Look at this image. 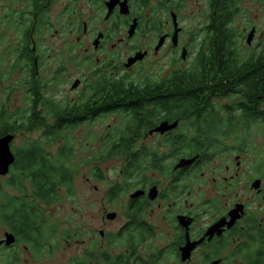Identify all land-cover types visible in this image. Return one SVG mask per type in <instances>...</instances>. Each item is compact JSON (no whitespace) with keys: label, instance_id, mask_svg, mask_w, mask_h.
Here are the masks:
<instances>
[{"label":"flooded vegetation","instance_id":"af4514ba","mask_svg":"<svg viewBox=\"0 0 264 264\" xmlns=\"http://www.w3.org/2000/svg\"><path fill=\"white\" fill-rule=\"evenodd\" d=\"M219 65L264 67V0H0V264H264V90ZM79 142L100 195L82 226L15 172L28 145L57 172Z\"/></svg>","mask_w":264,"mask_h":264},{"label":"trees","instance_id":"16d2710c","mask_svg":"<svg viewBox=\"0 0 264 264\" xmlns=\"http://www.w3.org/2000/svg\"><path fill=\"white\" fill-rule=\"evenodd\" d=\"M220 55V58H225L226 57V52H218ZM217 65H214L213 71H217ZM227 67L225 65H219V69H221L222 74L226 72L229 76L233 77H240L244 80H248L251 78L250 81H247L246 86L253 90H257L259 88H262L264 90V67H261L258 65L257 67H246L243 70H237L235 67L226 69ZM205 77V75H203ZM17 120H20L17 118ZM0 137L7 136L9 134L8 128H5L4 124V117L0 118ZM19 127H22V125H15V122H12L11 124V133H16L19 131ZM65 133H60L59 136H64ZM66 140H68V137L70 138L69 135L66 134L64 136ZM61 138V137H60ZM70 142V141H69ZM39 147L36 144L28 145L27 147H24L21 150H18V160H17V165H16V174H22V175H27L28 179L32 181L34 184L35 188H38L36 186V183L43 184L41 189L46 190L50 189L52 187V184L55 183L56 185L58 184L57 187L60 189L63 186H69L73 183L71 180V175L73 173L72 167L67 164V162L70 160H75L74 155H67L66 150L62 149L61 153L59 155V159L61 160L62 164H60L57 167V172L53 171V167L51 168V165H47L44 163L43 166H45L44 170H41L42 165L38 162V157H39ZM73 152V151H72ZM110 152H115V151H109ZM54 166V165H52ZM49 174V175H58V182L50 181L49 179H43L42 182H40V177L39 175L42 174ZM15 182L18 183V185L21 184V180L15 178ZM41 186V185H40ZM3 187H0L2 189ZM21 188V187H20Z\"/></svg>","mask_w":264,"mask_h":264},{"label":"rangeland","instance_id":"374dc122","mask_svg":"<svg viewBox=\"0 0 264 264\" xmlns=\"http://www.w3.org/2000/svg\"><path fill=\"white\" fill-rule=\"evenodd\" d=\"M7 71V66L0 71V74L2 72ZM6 96V93L4 91H1L0 93V105L2 102V99ZM15 103L14 101L12 102ZM79 136L82 137L85 136V132L81 131ZM32 141H35L39 139V134H32L27 136ZM81 140V141H82ZM26 136L23 134L18 135V139L15 144V148L18 147L22 148L25 144ZM80 141V142H81ZM77 143V158L75 159V163L71 166L75 173V182L74 184L70 186H63L62 191L60 194V201H59V218L60 222L65 223L67 219L71 218L76 224H79L82 226L83 221L86 218V214L84 212V208L88 205V199H91L93 202H96L100 199L99 194H94L86 181L87 174H88V168L85 167L84 161L90 154V151H87L81 143ZM119 164L116 160H111L107 163V165L104 168V171L106 175L108 176V179H111L112 181H115L117 178V175L119 174L118 171ZM108 183V181H107ZM6 180L4 178H0V187L5 188L6 187ZM103 186L106 187L103 183ZM74 209V210H73Z\"/></svg>","mask_w":264,"mask_h":264},{"label":"water","instance_id":"95a60500","mask_svg":"<svg viewBox=\"0 0 264 264\" xmlns=\"http://www.w3.org/2000/svg\"><path fill=\"white\" fill-rule=\"evenodd\" d=\"M14 139L13 135L0 138V176L8 175L10 168L15 164L16 158L11 150Z\"/></svg>","mask_w":264,"mask_h":264}]
</instances>
